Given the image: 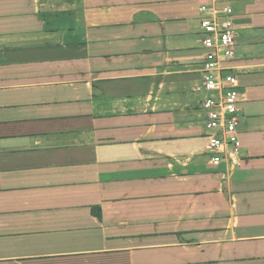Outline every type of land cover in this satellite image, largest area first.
<instances>
[{
	"label": "crops",
	"instance_id": "obj_1",
	"mask_svg": "<svg viewBox=\"0 0 264 264\" xmlns=\"http://www.w3.org/2000/svg\"><path fill=\"white\" fill-rule=\"evenodd\" d=\"M213 3L241 93L219 167ZM0 264H264V0H0Z\"/></svg>",
	"mask_w": 264,
	"mask_h": 264
},
{
	"label": "built area",
	"instance_id": "obj_2",
	"mask_svg": "<svg viewBox=\"0 0 264 264\" xmlns=\"http://www.w3.org/2000/svg\"><path fill=\"white\" fill-rule=\"evenodd\" d=\"M201 41L205 50L202 65L205 90L211 96L203 102L208 130V150L211 163L219 167L228 156V148L238 152L241 146L240 83L225 63L235 59L237 29L231 7H218L216 3L199 7Z\"/></svg>",
	"mask_w": 264,
	"mask_h": 264
}]
</instances>
